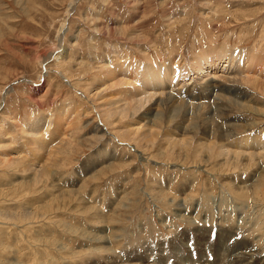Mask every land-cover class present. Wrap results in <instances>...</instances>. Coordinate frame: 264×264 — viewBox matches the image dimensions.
<instances>
[{
  "label": "rangeland",
  "instance_id": "rangeland-1",
  "mask_svg": "<svg viewBox=\"0 0 264 264\" xmlns=\"http://www.w3.org/2000/svg\"><path fill=\"white\" fill-rule=\"evenodd\" d=\"M219 46L264 60V0H0V264H199L201 255L205 264H230L216 256L222 240L264 264V158L235 168L194 160L198 153L178 158L142 141L148 121L108 112L113 101L124 105L121 90L138 96L142 77L162 64L172 71L153 90L182 109L164 99L160 129L186 117L210 135L236 124L240 137L257 124L264 141V90L235 84L248 70L239 80L220 71L206 91L189 80L194 56ZM257 70L264 79V66ZM224 81L239 96L219 111ZM199 105L209 110L185 115ZM128 125L142 137H122ZM34 127L44 147L27 145Z\"/></svg>",
  "mask_w": 264,
  "mask_h": 264
},
{
  "label": "bare ground",
  "instance_id": "bare-ground-1",
  "mask_svg": "<svg viewBox=\"0 0 264 264\" xmlns=\"http://www.w3.org/2000/svg\"><path fill=\"white\" fill-rule=\"evenodd\" d=\"M62 34V33H61ZM214 48V47H213ZM64 52V51H63ZM65 53V52H64ZM253 56V55H252ZM250 55V52L248 50H238V51H235V50H229V48L227 47H223V46H219L217 47L216 49H207V50H204L203 52H201L200 55L198 56H194L193 58V61H191V76L189 77V80L190 82H193L194 79H198L199 82H201V85H204V89L205 91L208 90L210 87H212L215 83V82H218L216 80L217 77H219V75H216V73L220 72V71H227L229 73V75L231 76L233 73V79L234 80H239L238 79V73L239 72H246V70H248L249 73L243 75L245 79H242L241 81H235V84H241V83H245L247 82L246 84H248V82L252 81L254 84H255V88H257V90H264V79H261L262 76L260 77L259 75L260 72H257L258 70L257 69H260L264 66V60L262 59H255V57H252ZM245 62H248V64L245 66L240 68L239 71L237 72H233L235 71V67L236 66H239L240 64H243ZM140 63V62H139ZM133 64V62H132ZM147 64V63H146ZM171 64V63H170ZM149 66V64H148ZM185 66V65H184ZM152 67H156L157 69H150L148 70L149 72L147 74H145L143 77H142V80L140 81L141 85L143 87H138V90H135L134 92H138V96H134L135 93H132L130 90H125L122 92L121 90V93H120V97H122L123 95V102L124 105L122 106L121 104V107H119V101H113L110 103V105L108 104L109 106V110L108 112L111 113V116H117L119 117V114H124L125 116L128 115V117L132 116L133 118H139L140 122H145L147 123L148 126H150L149 130H148V134H145L143 135V138H142V141H148L149 139H151L149 142L147 143H151L152 145H158L159 143L160 144H165L166 145V151L167 153H170L171 155H179L178 158H181L182 155H186L185 157L187 158L189 153H195L197 155H194L192 156L193 159H198L200 158V156L202 157H206L208 158V160L211 162V161H214V160H218L220 159L221 161H224V163L226 164H233L234 168L236 167V165L238 164H243L244 161H259V160H262L264 158V141L263 139L261 138L260 134L258 133H255L253 132L255 130V127L257 124H251V125H245L242 126L245 128V132L246 134H244L243 136H240V137H237L238 135L240 134H237V130L235 129L236 126L238 125H233L232 124V129L228 130V131H225V133H218L217 130L216 131H213L212 132V135L210 131L206 132V127L204 129H199L197 128V122H193L192 124L189 123V125L191 126H188V122H186V117L184 119H182L181 121H179V123H177V121L175 119H167L164 123H162V125L165 127L164 130L166 131H163V129H160L159 126L161 125V122L163 120H161V109L158 111V108H159V105L161 106V103L164 101V99H173V101L176 99L173 98L172 96H167V93L165 94L167 97H163V95H158V92L153 90V89H156L159 85H164L166 83V76L167 74H169L170 72V67L169 66H165V65H162V64H157V65H153ZM176 68H174L175 70ZM182 70V69H180ZM210 70V72H209ZM252 70H257V71H253V74H251L250 71ZM142 71V70H141ZM172 71V70H171ZM184 71V70H183ZM182 72V71H181ZM134 73V72H133ZM189 73V72H187ZM264 73V72H263ZM110 74V73H109ZM178 74V73H177ZM179 75V74H178ZM186 75V74H185ZM110 76V75H109ZM137 76V75H136ZM175 76V74H174ZM176 77V76H175ZM179 77V76H177ZM221 77V76H220ZM224 77V76H223ZM135 78V77H134ZM168 78V77H167ZM230 78V77H229ZM228 78V80H230ZM118 79V78H117ZM218 79V78H217ZM231 79V80H233ZM145 80V84L148 85L150 88L152 89H147V88H144V85H143V82ZM169 80V79H168ZM188 80V81H189ZM221 80H224L223 78ZM104 81V80H103ZM197 81V80H196ZM117 82V81H116ZM119 82H121L119 80ZM127 82V81H125ZM198 82V83H199ZM222 82V81H221ZM168 83V82H167ZM176 83V82H175ZM225 83V81H224ZM228 82L226 81L225 85L222 83L220 84L222 88H227L226 87V84ZM252 83V84H253ZM121 84V83H120ZM123 84V83H122ZM128 84V83H127ZM169 84V83H168ZM190 84V83H189ZM213 84V85H212ZM219 84V83H218ZM229 84H231L229 82ZM228 84V85H229ZM250 84V83H249ZM124 85V84H123ZM171 85V84H170ZM193 85V84H192ZM191 85V86H192ZM109 86V85H108ZM168 86V85H167ZM174 86V85H173ZM195 87V84L193 85ZM197 86V85H196ZM232 86V85H231ZM251 86V85H250ZM230 87V86H229ZM233 87V86H232ZM218 88V87H217ZM234 88V87H233ZM194 89V88H193ZM203 89V88H202ZM203 89V91H204ZM229 89V93L227 95H224V93L220 92L217 96V98L215 99L217 103V101H219L221 104V109H219V111H222L223 109L225 108H228V106L230 104L233 103L234 100L237 99V97L239 95H236L234 93H231V89L232 88H227ZM243 89V88H242ZM174 90V89H172ZM200 90V89H199ZM163 91V90H162ZM169 91V90H168ZM176 91V90H175ZM178 91V90H177ZM224 91V90H223ZM238 92V90H235ZM164 92H167L164 90ZM264 92V91H262ZM161 93V92H160ZM163 93V92H162ZM171 93V92H170ZM173 93V91H172ZM210 93V92H209ZM217 93V92H216ZM215 93V94H216ZM190 94V93H189ZM199 94V93H198ZM94 95V94H93ZM171 95V94H170ZM201 95V94H199ZM99 96V95H98ZM203 96V95H202ZM248 96V95H247ZM139 97V98H137ZM160 97V98H158ZM163 97V99H162ZM177 97V95H176ZM191 97V96H190ZM93 98V97H92ZM205 98V97H204ZM229 98H232V99H229ZM91 99V97L89 98ZM88 99V100H89ZM97 98H93L91 99V102L94 101L93 103V107L95 110L97 109L98 113L103 117L102 114L105 115V117H107V110L106 112L100 108V106H98V104H96V100ZM185 99V98H184ZM193 99V98H192ZM196 99V98H195ZM198 99V98H197ZM199 100V99H198ZM201 100V99H200ZM212 100V99H211ZM240 100V99H239ZM102 101V100H100ZM132 104L134 103V105H131V102ZM166 101V100H165ZM164 101V102H165ZM182 101V100H181ZM194 101V100H193ZM99 102V101H97ZM168 102V101H167ZM173 102V103H175ZM184 102V101H183ZM191 102V101H190ZM205 102V101H204ZM207 102V101H206ZM127 103V104H126ZM178 105H181L180 102H177ZM182 103V102H181ZM187 103V102H186ZM197 103V102H196ZM202 103V102H201ZM250 102H248L249 104ZM104 104V101L103 103ZM100 104V105H102ZM107 104V103H106ZM126 104V105H125ZM189 104V103H188ZM195 104V103H194ZM199 104V103H197ZM236 104V103H235ZM248 104L245 103H242L240 102L238 104V106L245 110L247 109L246 108V105L248 106ZM91 105V104H90ZM105 105V104H104ZM103 105V106H104ZM118 105L115 109V106ZM176 105V104H175ZM192 105V104H190ZM203 105V104H202ZM202 105H199L198 108L195 107L193 109V111H191L190 107L188 106L187 108V111L184 110L185 109V105H184V111L186 112L185 115H187V112H188V116L190 118H192L193 116H196V115H199L200 112H205L207 110H209L207 107H202ZM250 105V104H249ZM252 105V104H251ZM107 106V105H106ZM164 106V105H163ZM171 106V105H170ZM196 106V104H195ZM205 106V105H204ZM219 106V105H218ZM149 108L148 109V113H144L146 108ZM167 107V106H166ZM179 107V106H178ZM194 107V106H193ZM233 107V106H232ZM230 106V108H232ZM256 107V106H255ZM67 106L64 107L65 111L67 110L66 109ZM162 108V107H160ZM171 108V107H169ZM172 108H174L172 106ZM171 108V109H172ZM182 109V105L180 107ZM108 109V108H107ZM176 109V108H175ZM169 110V109H168ZM167 110V112H168ZM229 110V109H228ZM64 111V112H65ZM69 109L66 111L68 112ZM119 111V112H118ZM181 111V110H180ZM225 111V110H224ZM223 111V112H224ZM227 111V110H226ZM253 111V110H252ZM121 112V113H120ZM132 112L133 114H131L129 116V113ZM173 112V111H172ZM102 113V114H101ZM119 113V114H118ZM142 113H144V115H142ZM163 113V112H162ZM180 113V112H179ZM183 113V111H182ZM190 113H193L191 116ZM213 113V112H212ZM218 113V112H217ZM221 113V112H220ZM219 113V114H220ZM231 113V112H230ZM233 113V112H232ZM263 113V112H262ZM122 114V115H123ZM164 114V113H163ZM64 115V113H63ZM65 115L67 116V114L65 113ZM110 115V114H109ZM108 115V116H109ZM225 115L228 117V114L225 113ZM184 116V115H182ZM187 116V118H188ZM231 116V115H230ZM60 117H62L60 115ZM175 117V116H174ZM172 117V118H174ZM210 117V116H209ZM52 118V117H51ZM56 120H60V122H62V120L59 118V116H56L55 117ZM116 118V117H114ZM177 118V117H176ZM181 118V117H180ZM189 118V119H190ZM213 118V117H212ZM231 118V117H230ZM197 119V117H196ZM218 119V118H217ZM225 119V118H223ZM55 120V119H54ZM55 120V121H56ZM108 120V119H107ZM41 121V120H40ZM39 121V122H40ZM183 121V122H182ZM229 121V120H228ZM227 121V122H228ZM42 122V121H41ZM46 122H48V125L52 124V121L51 119H48V121L46 120ZM57 122V121H56ZM75 122V121H74ZM205 122V121H204ZM71 124H73V127L74 123L70 122ZM212 123V122H211ZM239 123V122H238ZM237 123V124H238ZM107 124V123H106ZM143 124V123H142ZM150 124V125H149ZM200 124V122H199ZM215 124V123H214ZM224 124V123H223ZM240 124V123H239ZM53 125V124H52ZM108 125V124H107ZM203 125V124H202ZM206 125V124H205ZM221 125V124H220ZM35 126H38V123L37 125ZM46 126V125H45ZM144 126V125H143ZM152 126V127H151ZM201 126V125H200ZM222 126V125H221ZM59 126L55 125V128ZM212 127V126H211ZM223 127V126H222ZM32 128V127H31ZM221 128V127H220ZM228 128V127H227ZM239 128V127H238ZM35 127L31 130V131H28V134L26 135L27 138H29V141H31L30 143H27V145H39V147H44L42 146L44 144L45 141H43V135H39V133H36L34 132L35 130ZM77 129V127H76ZM75 129V130H76ZM224 129V128H223ZM242 129V128H241ZM73 130V129H72ZM136 130V129H135ZM133 129V127L131 125H128V126H124L123 128L120 129V132H121V136L126 138V139H129V140H133L135 142L134 139H136V141L138 140V138L142 137V134H143V129H138L137 132ZM221 130V129H220ZM40 132V131H39ZM96 134H99L100 132L102 133V129L100 130V127L96 128V130L94 131ZM222 132V131H221ZM1 133V132H0ZM76 134V132L74 133V135ZM180 134L181 137L179 136H176ZM1 135V134H0ZM104 135V134H103ZM106 135V134H105ZM45 136H47V134H45ZM66 136V135H64ZM1 137V136H0ZM184 137V138H183ZM67 138V137H66ZM65 138V139H66ZM47 139V138H46ZM209 139H213V141L209 142ZM121 141V140H120ZM141 142V141H140ZM231 142V143H230ZM69 144V142H68ZM67 144V145H68ZM71 144V143H70ZM74 144V143H73ZM45 145V144H44ZM143 145V144H142ZM71 147V146H69ZM146 147V146H145ZM150 147V146H149ZM57 148V146L55 147ZM66 148V147H65ZM68 148V147H67ZM32 149V148H30ZM39 149V148H37ZM35 149V150H37ZM58 149V148H57ZM56 149V150H57ZM38 151V150H37ZM58 151V150H57ZM56 151V152H57ZM68 151V150H67ZM51 155H52V152H50ZM54 153V152H53ZM55 154V153H54ZM60 154V153H59ZM192 154V155H193ZM63 155V154H62ZM67 155V154H66ZM140 157L142 155H139ZM23 157V156H22ZM51 157V156H50ZM56 157V156H55ZM58 158V157H57ZM18 159V158H17ZM22 159V158H21ZM20 159V160H21ZM53 158H51V161H52ZM23 160V159H22ZM55 160V159H54ZM143 160H145L143 158ZM187 160V159H186ZM206 160V159H205ZM59 160H57L58 162ZM201 161H204V159H201ZM18 162V160H17ZM50 162V161H49ZM196 162V161H195ZM15 163V162H14ZM13 163V164H14ZM19 163V162H18ZM53 164V162H51ZM50 163V164H51ZM55 163V162H54ZM262 163V162H261ZM21 164V163H20ZM256 164V163H255ZM259 164V163H258ZM220 165H222L220 163ZM47 166V165H46ZM52 166V165H51ZM243 166V165H242ZM49 167V166H48ZM42 168V166H41ZM39 168V169H41ZM50 168V167H49ZM48 168V169H49ZM229 168V167H228ZM244 168V167H243ZM27 169V168H26ZM43 169V168H42ZM261 169V168H260ZM51 170V169H50ZM35 171V169H34ZM33 171V172H34ZM38 171V170H36ZM42 171V170H41ZM49 171V170H48ZM47 171V172H48ZM36 173V172H35ZM40 173H38L39 175ZM45 174L47 175V173L45 172ZM44 175V174H43ZM36 176V175H35ZM42 176V175H41ZM39 177V176H38ZM36 178V177H35ZM44 178V176L42 177ZM39 179V178H38ZM38 181V180H36ZM239 186V185H238ZM237 186V187H238ZM244 186V185H243ZM233 187H235L233 185ZM250 188V187H249ZM239 189V188H238ZM241 189V188H240ZM239 189V190H240ZM244 189V188H242ZM241 196V195H240ZM246 198V197H245ZM231 237V236H230ZM225 238L226 242L227 243H231L232 239L233 238ZM223 242V240H222ZM222 242H219L217 243V248H216V251L220 254V255H216L217 257L221 256V253L220 251L222 252V254L225 255H229L228 257L226 258H230V264H256L260 261V259L256 256L253 255V252L250 250V248H247V246H244V247H241V248H238L236 247L234 244L231 245L229 248H227L226 244L223 243L222 247H221V244ZM188 246V245H187ZM242 246V245H241ZM206 247V246H205ZM190 252V251H189ZM227 253V254H226ZM191 254V253H190ZM180 255V253H179ZM202 256V255H201ZM198 258L196 261L197 263L201 264H205V258ZM176 257V256H175ZM183 258V256H182ZM191 259V258H190ZM190 259H187L186 262H188ZM208 259V258H207ZM225 259V257H224ZM192 261V260H190ZM195 262V261H194ZM221 262V260H220ZM157 263V262H156ZM166 263V262H165ZM159 264V263H158Z\"/></svg>",
  "mask_w": 264,
  "mask_h": 264
}]
</instances>
